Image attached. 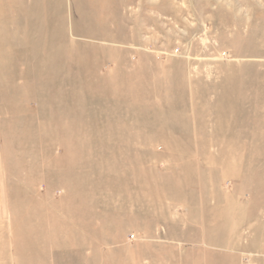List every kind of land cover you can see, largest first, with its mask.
<instances>
[{"label": "rangeland", "instance_id": "374dc122", "mask_svg": "<svg viewBox=\"0 0 264 264\" xmlns=\"http://www.w3.org/2000/svg\"><path fill=\"white\" fill-rule=\"evenodd\" d=\"M0 264H264V0H0Z\"/></svg>", "mask_w": 264, "mask_h": 264}]
</instances>
